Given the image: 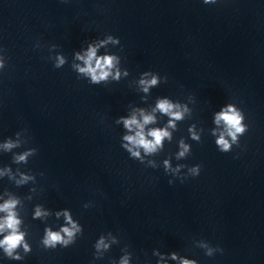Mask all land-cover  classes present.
<instances>
[{"label":"clouds","instance_id":"obj_1","mask_svg":"<svg viewBox=\"0 0 264 264\" xmlns=\"http://www.w3.org/2000/svg\"><path fill=\"white\" fill-rule=\"evenodd\" d=\"M214 2V0H205V3ZM78 59H82L85 62L86 67L80 68L79 70L81 72H85L91 75L93 81H98L100 79H104L108 76L109 72L106 69H110L113 64V57H103V58H96V48L89 47L87 53L85 56H79ZM95 58V67L92 66V62ZM60 63H63V59L60 60ZM2 66V65H0ZM97 69L100 70L99 74H97ZM118 75V73H117ZM146 85L145 91H147V86L153 85L156 83V79L153 78L151 81H142ZM157 107L160 109V111L164 113H168L170 115H173L175 118L179 119V114L172 112V105L167 103L166 101L160 102ZM153 118L151 116H145L144 117V123H148ZM221 120L224 121L228 128V135L232 137V140H236L237 133H243L245 131L244 126L241 124L242 116L239 112H236L231 106L228 107L227 110L220 112L216 117V122L219 123ZM125 127L131 129L134 125L141 129L143 128L142 124L137 123L135 117H133L130 120H125ZM171 123V122H170ZM150 135L154 138L153 141H147L144 138L143 132L138 131L136 133L135 137L128 136L125 137L126 140H128L133 145L143 146L145 151L151 152L155 149L156 145H158L162 138L167 136L168 133L163 130H154L150 133ZM217 144L221 146V149L224 151H227L230 147L227 140L221 136V138L217 141ZM12 145H6V147H11ZM131 151V149H129ZM134 156H138V152L132 153ZM183 155V152L181 153ZM24 157H20V159H23ZM14 206V202H7L5 205L0 206V210H10ZM39 211L37 212V215H39ZM67 215V214H66ZM69 223H71L70 217ZM18 224V221L12 216L11 213H9V216L5 218V221L3 224H0V231H3L5 227L8 229H11L12 231L7 235L4 240L0 241V247H4L6 253H8L9 256L12 255V250L15 249L23 240V234L17 233L16 226ZM75 228V225L73 224V228L69 229L67 227L62 229V232L67 234L68 237H71L73 234V229ZM57 242L67 243V241L63 240V237L59 232L53 233L51 231L47 232L46 238L44 240V244L48 246H55ZM25 250H28V246L24 245ZM19 258V257H16ZM175 258V257H174ZM122 264H127V261L122 262ZM184 264H188L187 261L184 262Z\"/></svg>","mask_w":264,"mask_h":264}]
</instances>
